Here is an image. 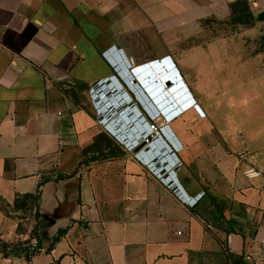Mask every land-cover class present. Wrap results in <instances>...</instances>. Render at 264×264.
<instances>
[{
	"label": "crops",
	"instance_id": "crops-1",
	"mask_svg": "<svg viewBox=\"0 0 264 264\" xmlns=\"http://www.w3.org/2000/svg\"><path fill=\"white\" fill-rule=\"evenodd\" d=\"M234 1L0 0V264H264V51L200 38Z\"/></svg>",
	"mask_w": 264,
	"mask_h": 264
},
{
	"label": "built area",
	"instance_id": "built-area-1",
	"mask_svg": "<svg viewBox=\"0 0 264 264\" xmlns=\"http://www.w3.org/2000/svg\"><path fill=\"white\" fill-rule=\"evenodd\" d=\"M167 58H169V57H167ZM163 61H164L163 63L168 62V60H163ZM156 62L157 61H153L150 63V65H151L150 69L152 67L157 69L158 63H156ZM167 67L169 69L168 73H165L166 70H164V68H161V69L158 68V70L160 72L157 74L158 76H160V79H163L162 83L165 86V88L167 87L166 86L167 80H169V79L172 80L176 76L174 69L177 70V68L175 67V64L172 63V61L167 63ZM162 69L164 71H162ZM125 76H126V79L128 80L129 86L136 85L135 79L131 76L130 73H127ZM170 120L171 119L165 115L164 111L157 110L155 112V114L152 116V118L150 120H148V132H147L146 136L142 139V142L144 144L152 143L157 137H159L162 130L169 126ZM171 137L172 136H170L169 138H171ZM247 155H248L247 153L241 152V153H238L237 156H238V159L240 160V162H243L246 159ZM263 157H264V154H263ZM241 173L243 174V176H245L248 179L258 178V177L264 175V172L260 168H257L253 165H248L247 167H245L244 169L241 170ZM31 244L34 247L37 245L36 238L32 239Z\"/></svg>",
	"mask_w": 264,
	"mask_h": 264
},
{
	"label": "trees",
	"instance_id": "trees-1",
	"mask_svg": "<svg viewBox=\"0 0 264 264\" xmlns=\"http://www.w3.org/2000/svg\"><path fill=\"white\" fill-rule=\"evenodd\" d=\"M231 7V17H230V24L233 25H244L247 27H252L254 24V20H255V16L253 15L252 11H251V7L249 4L248 0H236L234 2H232L230 4ZM261 19L264 20V13L261 15L260 17ZM173 134H168L167 138H169L170 136H172ZM173 136L171 138H169L170 140H172L171 142H173ZM106 143V139H104L103 135H100L95 143L94 146H98L100 144ZM35 198H37L36 195L33 194H26L24 196H17L16 200L14 202V208L17 210H22L24 208H26L29 204L28 200H33L35 201ZM57 239V238H56ZM28 242V241H27ZM26 242V243H27ZM0 247L2 248V250L8 254V249H11V253L12 254H17V253H26L27 255H29L28 253L30 252L28 246H24L22 243H1ZM235 264H244L243 259L242 258H238L236 260Z\"/></svg>",
	"mask_w": 264,
	"mask_h": 264
},
{
	"label": "rangeland",
	"instance_id": "rangeland-1",
	"mask_svg": "<svg viewBox=\"0 0 264 264\" xmlns=\"http://www.w3.org/2000/svg\"><path fill=\"white\" fill-rule=\"evenodd\" d=\"M230 20V19H229ZM229 20L218 21L210 19L206 24V31L200 37L201 39H210L215 37H221L226 35H235L238 33L239 39H253L258 41L256 43L255 50L264 51V20L257 18L254 20L252 27L244 25H233L230 24ZM30 215V207L25 208L20 212V216L26 218Z\"/></svg>",
	"mask_w": 264,
	"mask_h": 264
},
{
	"label": "water",
	"instance_id": "water-1",
	"mask_svg": "<svg viewBox=\"0 0 264 264\" xmlns=\"http://www.w3.org/2000/svg\"><path fill=\"white\" fill-rule=\"evenodd\" d=\"M160 64H158V67H157V69L158 68H160ZM157 69L156 68H151L150 70L153 72V74L155 75V77L157 78V81L159 82V85L161 86V87H164L165 88V86L163 85V79H160V76H157V74H155L156 73V71H157ZM155 71V72H154ZM174 72L176 73L175 75L177 76V70H175L174 69ZM178 78H179V76H177ZM174 79H176V78H174ZM173 80V79H172ZM171 85V81L170 80H167V82H166V86L168 87V86H170ZM143 145H145V144H143Z\"/></svg>",
	"mask_w": 264,
	"mask_h": 264
}]
</instances>
